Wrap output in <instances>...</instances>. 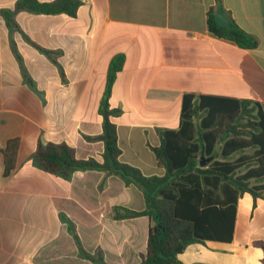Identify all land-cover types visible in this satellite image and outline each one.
<instances>
[{
	"label": "crops",
	"instance_id": "obj_1",
	"mask_svg": "<svg viewBox=\"0 0 264 264\" xmlns=\"http://www.w3.org/2000/svg\"><path fill=\"white\" fill-rule=\"evenodd\" d=\"M18 0H0L11 10ZM50 2L53 0H39ZM75 17L0 14V264H96L76 239L107 264H139L148 217L116 220L113 208L143 210L145 199L104 171L70 180L36 167L40 143H65L78 159L102 161L99 107L110 62L124 64L109 98L119 109L121 162L162 175L151 147L160 132L178 130L185 95L251 101L264 111V0H80ZM223 8L257 39L254 48L214 35L209 12ZM216 13V14H217ZM19 140L15 169L5 175L4 149ZM257 183H252L256 185ZM264 197L242 194L233 239L189 245L183 264H264Z\"/></svg>",
	"mask_w": 264,
	"mask_h": 264
},
{
	"label": "trees",
	"instance_id": "obj_2",
	"mask_svg": "<svg viewBox=\"0 0 264 264\" xmlns=\"http://www.w3.org/2000/svg\"><path fill=\"white\" fill-rule=\"evenodd\" d=\"M221 0H217L220 4ZM80 0H18L11 10L0 14L9 25L22 11L34 14H66L75 17ZM221 6L209 12V30L242 48H254L257 39L235 22L224 28L216 22ZM124 64L118 55L109 65L106 87L99 107L102 134L87 137L102 141V161L78 159L75 150L65 143H40L32 160L36 167L65 180L77 171H104L119 177L126 186L138 187L145 199L143 210L122 206L113 208L116 220L148 217L150 228L146 252L139 264H183L179 256L194 243L206 240L230 242L233 239L237 201L244 193L264 197V111L251 101H235L218 97L185 95L178 130L160 132L161 143L151 147L162 175H144L138 168L121 162L117 126L113 118L119 109L110 107L109 98L116 76ZM19 140L8 141L4 149L5 175L16 165ZM213 158L202 167L200 161ZM252 183H257L252 185ZM80 255L96 264H107L101 255L88 254L74 233ZM264 249V243L256 242Z\"/></svg>",
	"mask_w": 264,
	"mask_h": 264
},
{
	"label": "water",
	"instance_id": "obj_3",
	"mask_svg": "<svg viewBox=\"0 0 264 264\" xmlns=\"http://www.w3.org/2000/svg\"><path fill=\"white\" fill-rule=\"evenodd\" d=\"M215 18H216V22H217L220 26H222V27H224V28H228V27L231 26V22H230V20H229L227 14H226L225 12H219V13H217L216 16H215ZM212 160H213L212 157H211V158H208V159H205V158H204V155H202V158H201V161H200V165H201L202 167H204V166H206L208 163H210Z\"/></svg>",
	"mask_w": 264,
	"mask_h": 264
}]
</instances>
